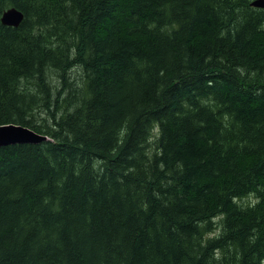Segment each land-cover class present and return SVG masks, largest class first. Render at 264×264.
<instances>
[{"label":"trees","instance_id":"trees-1","mask_svg":"<svg viewBox=\"0 0 264 264\" xmlns=\"http://www.w3.org/2000/svg\"><path fill=\"white\" fill-rule=\"evenodd\" d=\"M252 1L0 0V264H264Z\"/></svg>","mask_w":264,"mask_h":264},{"label":"water","instance_id":"water-1","mask_svg":"<svg viewBox=\"0 0 264 264\" xmlns=\"http://www.w3.org/2000/svg\"><path fill=\"white\" fill-rule=\"evenodd\" d=\"M251 4L264 8V0H253ZM1 19L6 25L18 26L24 19V13L16 7H10L3 12ZM47 138L46 135L24 125L13 123L0 125V146L16 143H39Z\"/></svg>","mask_w":264,"mask_h":264}]
</instances>
